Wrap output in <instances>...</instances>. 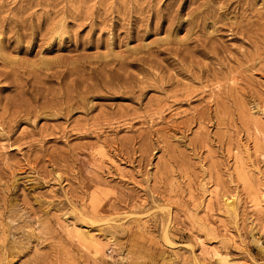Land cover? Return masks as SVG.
<instances>
[{"label": "rangeland", "instance_id": "374dc122", "mask_svg": "<svg viewBox=\"0 0 264 264\" xmlns=\"http://www.w3.org/2000/svg\"><path fill=\"white\" fill-rule=\"evenodd\" d=\"M0 264H264V0H0Z\"/></svg>", "mask_w": 264, "mask_h": 264}]
</instances>
